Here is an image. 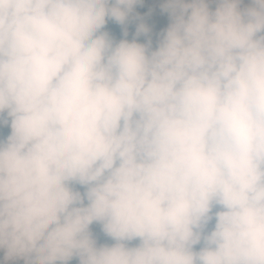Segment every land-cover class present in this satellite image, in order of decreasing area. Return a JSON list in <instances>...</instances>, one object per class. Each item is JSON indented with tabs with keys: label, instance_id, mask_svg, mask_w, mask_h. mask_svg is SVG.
<instances>
[{
	"label": "clouds",
	"instance_id": "9594fccd",
	"mask_svg": "<svg viewBox=\"0 0 264 264\" xmlns=\"http://www.w3.org/2000/svg\"><path fill=\"white\" fill-rule=\"evenodd\" d=\"M140 2L0 0L5 264H264V0Z\"/></svg>",
	"mask_w": 264,
	"mask_h": 264
},
{
	"label": "trees",
	"instance_id": "16d2710c",
	"mask_svg": "<svg viewBox=\"0 0 264 264\" xmlns=\"http://www.w3.org/2000/svg\"><path fill=\"white\" fill-rule=\"evenodd\" d=\"M152 0H141V2L134 6L133 13L131 14L129 20L124 25L114 24L112 21H109L105 30L109 31V33L114 37V39L119 40L121 38L132 39L135 33V29L138 23L144 22L149 25L151 32L150 35L152 37L153 46H155L157 40L159 39V35L162 31L167 27L166 22L159 20L154 13L151 4ZM127 28L128 35L124 37L123 30ZM141 42H145L147 37L145 35H140L136 37ZM6 131V130H5ZM3 255L0 258V264H4Z\"/></svg>",
	"mask_w": 264,
	"mask_h": 264
},
{
	"label": "rangeland",
	"instance_id": "374dc122",
	"mask_svg": "<svg viewBox=\"0 0 264 264\" xmlns=\"http://www.w3.org/2000/svg\"><path fill=\"white\" fill-rule=\"evenodd\" d=\"M151 4H152V8L154 10L155 16L159 20L164 21L166 23H169L170 21H169L167 13L163 11V7H162L163 6V0H152ZM91 228H92L94 235L97 236V242L98 243H103V242H109L110 243L111 242L110 240H107V238L99 235L98 225L93 224L91 226ZM2 255H3V251L0 250V258L2 257ZM7 264H27V262L25 261V259L23 257H18V258L11 260V261H8ZM69 264H76V260L73 259L72 261L69 262Z\"/></svg>",
	"mask_w": 264,
	"mask_h": 264
}]
</instances>
